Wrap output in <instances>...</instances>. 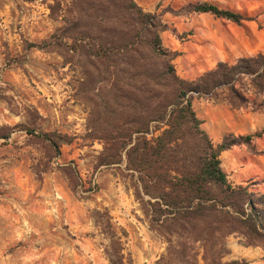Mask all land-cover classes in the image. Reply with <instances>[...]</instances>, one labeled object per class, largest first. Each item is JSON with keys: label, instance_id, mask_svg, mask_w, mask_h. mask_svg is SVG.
Masks as SVG:
<instances>
[{"label": "rangeland", "instance_id": "obj_1", "mask_svg": "<svg viewBox=\"0 0 264 264\" xmlns=\"http://www.w3.org/2000/svg\"><path fill=\"white\" fill-rule=\"evenodd\" d=\"M135 2L167 26L162 44L179 53L173 64L188 81L216 68L197 69L196 61L204 62L206 56L197 45L208 47L197 38L207 31L225 35L223 28L236 25L188 11L189 5L208 2L238 12L249 19L240 27L257 24L264 31V0ZM72 17V0H0V134L9 135L0 138V264H111L106 255L110 243L95 222L96 211H107L113 227L125 233V264H161L167 245L150 229L129 182L117 169L99 166L103 143L89 138L91 108L80 96L79 66L66 64L55 52L27 50V43L50 38ZM237 88L247 99L246 108H234L225 88L213 98L195 97L193 107L215 144L231 134L261 135L250 145L223 152L220 159L230 183L250 185V191L264 195L259 190L264 178L243 174L248 157L254 162L249 174L258 175L257 164L264 161V108H253L264 105V90L259 92L252 77H243ZM225 121L231 126H224ZM25 128L68 135L72 142L50 158L45 145ZM240 241L229 238L226 261L247 262L246 250L263 252Z\"/></svg>", "mask_w": 264, "mask_h": 264}, {"label": "trees", "instance_id": "obj_2", "mask_svg": "<svg viewBox=\"0 0 264 264\" xmlns=\"http://www.w3.org/2000/svg\"><path fill=\"white\" fill-rule=\"evenodd\" d=\"M187 10L238 26L249 20L208 2ZM72 13L65 26L40 43H27V50L55 52L79 66L80 96L91 108L89 138L103 143L99 166L117 169L129 182L150 229L167 245L161 264H247L226 261L230 237L264 252V195L230 183L220 159L261 135L231 134L215 144L193 107L195 97L213 98L225 88L234 108H246L237 83L252 77L263 92L264 52L232 65L220 62L188 81L173 64L179 53L162 44L167 26L135 0H72ZM24 130L50 158L72 142L64 134ZM95 222L110 243L111 264H125V233L113 227L107 211H96Z\"/></svg>", "mask_w": 264, "mask_h": 264}, {"label": "crops", "instance_id": "obj_3", "mask_svg": "<svg viewBox=\"0 0 264 264\" xmlns=\"http://www.w3.org/2000/svg\"><path fill=\"white\" fill-rule=\"evenodd\" d=\"M260 22L263 24V16L260 18ZM263 26V25H262ZM221 30V29H220ZM248 30V32L246 31ZM250 30V31H249ZM222 31H225V35L217 34L213 31L203 32L202 38L198 39L200 42L208 44V47L203 48L202 46L197 45V49L204 51L206 56L204 62L197 63V69L200 70L201 66H208L209 69H213L220 62L224 63H234L240 58H245L249 56H254L263 52L264 46V31L263 27L259 28L256 24L250 26L249 29L246 27L240 26H229L223 28ZM202 73V72H200ZM225 121L224 126L230 127L231 125ZM251 126L255 127V123H251ZM237 133L238 131H234ZM241 134L243 132L239 131ZM218 139V137H216ZM263 145V141L261 143ZM249 165L243 171V174L246 177H260L264 178V161L261 164H257L261 170L258 172V175H255L256 172L248 173V170L252 168L254 162L249 159ZM256 164V163H255ZM264 192V186H261L260 189ZM244 255H247L248 264H264V252L259 249L246 250ZM253 261V262H251Z\"/></svg>", "mask_w": 264, "mask_h": 264}]
</instances>
